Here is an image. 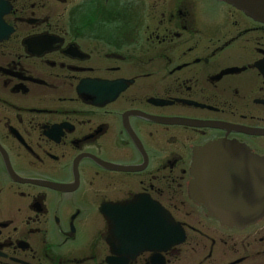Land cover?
<instances>
[{
  "label": "flooded vegetation",
  "instance_id": "flooded-vegetation-1",
  "mask_svg": "<svg viewBox=\"0 0 264 264\" xmlns=\"http://www.w3.org/2000/svg\"><path fill=\"white\" fill-rule=\"evenodd\" d=\"M0 3V264H264V214L229 228L189 193L206 145L243 149L210 168L240 190L262 178L263 23L216 0Z\"/></svg>",
  "mask_w": 264,
  "mask_h": 264
},
{
  "label": "water",
  "instance_id": "water-1",
  "mask_svg": "<svg viewBox=\"0 0 264 264\" xmlns=\"http://www.w3.org/2000/svg\"><path fill=\"white\" fill-rule=\"evenodd\" d=\"M243 11L247 16L264 23V0H219ZM239 152V153H238ZM242 153L230 146H205L196 150L193 156L190 185L191 196L203 204L221 223L230 228H244L256 222L264 213V174L259 183L250 182L240 190L237 179L231 174L218 173L219 184H213L215 175L211 171L215 160L229 161ZM222 156V159L219 157ZM232 155V156H231ZM214 165V163H213ZM225 163L223 164V166ZM210 167V168H209ZM212 177V184L207 186ZM255 201V202H254Z\"/></svg>",
  "mask_w": 264,
  "mask_h": 264
}]
</instances>
